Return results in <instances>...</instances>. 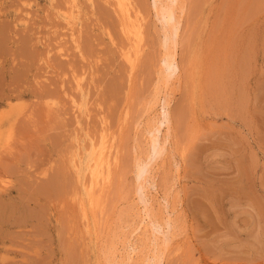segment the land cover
<instances>
[{
  "label": "rangeland",
  "instance_id": "obj_1",
  "mask_svg": "<svg viewBox=\"0 0 264 264\" xmlns=\"http://www.w3.org/2000/svg\"><path fill=\"white\" fill-rule=\"evenodd\" d=\"M128 1L142 17L133 68L111 2L78 0L71 31L68 0H0V264L123 261L163 101L168 138L147 174L152 217L174 227L162 264H264V0H178L168 91L154 1ZM103 127L116 160L87 227L78 168Z\"/></svg>",
  "mask_w": 264,
  "mask_h": 264
},
{
  "label": "bare ground",
  "instance_id": "obj_2",
  "mask_svg": "<svg viewBox=\"0 0 264 264\" xmlns=\"http://www.w3.org/2000/svg\"><path fill=\"white\" fill-rule=\"evenodd\" d=\"M85 1H87L88 3L92 2V0ZM104 1L107 3L111 2L112 6L114 7V11L119 17L121 32L126 41L121 54L123 56V59L129 64L130 68H133L135 59L137 58L142 46V17L139 15L137 10L133 9L128 0ZM153 1L154 10L157 17L159 18L158 20L164 32L163 41L165 45V53L163 55V68L161 72L163 74V78L161 79H163L162 82L164 83V88L166 91L167 89H169L170 81L174 77V75L177 74L178 70V67L175 65V55L172 54V52L169 53V49L174 46L176 47L177 45L178 27L180 21L177 18L178 15L176 16V10L179 8H177L178 0ZM26 2L28 3V0H26ZM64 9V12L59 13L58 11L57 14L63 18V20L72 31L73 27L79 24L78 20L81 16H79V14L81 13V8L79 6L78 0H68L67 6H65ZM179 9L181 10V8ZM73 35L74 32H71L70 37L74 41L75 39ZM83 79V77L74 79L75 89L80 93L81 96H84L85 91L83 89L84 87L82 88ZM161 104V111L158 113V117L157 119H155L156 121L153 122L152 125L150 124V126L146 129L147 135L150 138L149 155L145 158V160L139 162L137 161L136 164L137 198L140 205L138 208L139 222L137 225H135V227H137L132 229L128 233L126 240L127 244L123 248L126 253V261L124 259L117 264H128L129 262L131 263L132 261L136 260L135 258L137 257L138 259L136 260L137 262L135 264H162L163 259L161 258V254L158 253L159 243L162 244L163 248H167L169 247V242L172 239L171 230L174 227L172 222L170 221V218H167V221L165 222H159L154 219L152 217V214L150 213L151 201L149 200L150 193H148V186H151L149 184L151 183V181H147L148 178H150L147 174L149 171H151L152 164H154L156 160H158V158H160V156L162 155V149L164 148L166 139L168 138V134H166V136L162 140L160 137L162 132V125L168 126L169 123L167 116L168 112L166 110L167 102L163 101ZM82 106L83 105L76 106L80 112L83 111ZM99 137L100 139L97 144H95V142L92 140L89 142V150L85 154L84 160L79 163L80 166L78 168V170L81 171V176H86V178L81 177L80 181L81 201L79 210L87 227L96 225V210L100 205L101 194L110 182L112 169L111 167L115 164L116 160V156L114 153V134L107 133V129L103 127L101 129ZM152 186L154 188V185ZM157 189L158 188L153 189L156 192L154 197L158 200V204L160 205L161 210L167 211L168 202L165 198L161 199L162 202L164 201V204L159 201L160 198L158 197ZM166 214H169V212ZM154 215L155 214H153V216ZM146 232L147 235L149 234L148 236H150L147 237L151 241L150 245H152L151 249L149 250L150 252H152V254L147 255L145 254V250L147 249L143 248V245L145 244V239L143 236L146 234ZM147 237L145 235L146 239ZM159 240L160 242H158ZM137 241H141V243Z\"/></svg>",
  "mask_w": 264,
  "mask_h": 264
}]
</instances>
